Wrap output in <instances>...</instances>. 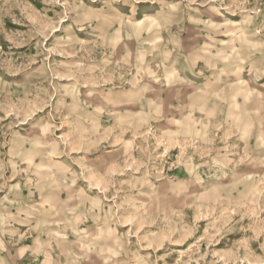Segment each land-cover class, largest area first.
<instances>
[{
  "label": "rangeland",
  "instance_id": "rangeland-1",
  "mask_svg": "<svg viewBox=\"0 0 264 264\" xmlns=\"http://www.w3.org/2000/svg\"><path fill=\"white\" fill-rule=\"evenodd\" d=\"M0 264H264V0H0Z\"/></svg>",
  "mask_w": 264,
  "mask_h": 264
}]
</instances>
